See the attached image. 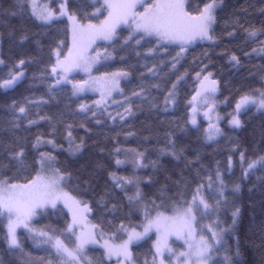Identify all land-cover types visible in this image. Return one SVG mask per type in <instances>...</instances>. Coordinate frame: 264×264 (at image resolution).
Segmentation results:
<instances>
[{
    "label": "snow or ice",
    "instance_id": "snow-or-ice-1",
    "mask_svg": "<svg viewBox=\"0 0 264 264\" xmlns=\"http://www.w3.org/2000/svg\"><path fill=\"white\" fill-rule=\"evenodd\" d=\"M56 2L58 9L39 0H13L0 8V24L8 28L11 42L7 53L0 47V90L5 95L15 91L29 79L32 65L37 68L31 80L46 89L37 99L0 105V133L9 135L8 140L0 139V246L14 258L9 264H241L238 235L234 251L225 249L222 261L219 253L224 236L235 233L240 223L242 209L236 198L242 186L251 183L249 191L259 187L264 196V0H200L195 9L189 0H91L79 7L72 0ZM8 17L19 18V28L9 26ZM29 22L41 31L31 32ZM52 28L59 35L48 44L46 58L31 55L26 42L43 53L40 37ZM3 37L0 32V40ZM196 47L204 50L189 63ZM213 54L224 61L221 67L229 69L230 77L242 82L234 96L223 100L219 73L210 70L215 66ZM132 55L135 64L128 63ZM117 63L116 70H108ZM137 65L139 82L126 92ZM249 77L258 80L259 87H251ZM223 83L230 87L231 80ZM182 88L186 115L167 121L166 143L158 149L166 161L158 158L146 164L145 152L121 148L114 138L116 146L108 156L117 169L130 164V175L110 170L106 150L98 142L95 159L75 170L70 167L88 149L85 137L74 135L76 127L91 134L89 121L97 126L110 121L121 129L117 137L135 136L124 131L132 127L129 122L138 113L157 119L160 113H174ZM89 92L97 96L90 104L82 100ZM61 97L67 100L63 111L41 114L43 106L59 103ZM221 104L232 110L222 115ZM33 107L36 119L30 116ZM81 115L84 120L77 125L75 117ZM246 115L260 120L259 139L251 150L221 127L227 120L231 133L244 131ZM41 122L48 125L47 133L31 141L19 134ZM145 130L143 139L150 141L153 125ZM58 132L66 148L57 143ZM191 135L208 147L226 138V158L206 164L200 149L178 145L181 136ZM44 146L71 159L61 163L52 151L42 150ZM219 151L213 150V158ZM147 168L148 174H137ZM260 205L264 214V198ZM225 206L231 208V223L220 218ZM43 219L54 223L37 227ZM253 227L259 239L249 241L258 256L254 264H264V218ZM25 238L32 242L30 251L25 250ZM149 241L146 251H134Z\"/></svg>",
    "mask_w": 264,
    "mask_h": 264
},
{
    "label": "trees",
    "instance_id": "trees-1",
    "mask_svg": "<svg viewBox=\"0 0 264 264\" xmlns=\"http://www.w3.org/2000/svg\"><path fill=\"white\" fill-rule=\"evenodd\" d=\"M13 2V0H0V8H7L9 5ZM91 0H72V4L76 5L77 7L81 5H87L90 3ZM192 7L195 9L197 5L200 3V0H189ZM229 4H235L237 0H227ZM239 2H243V0H239ZM89 12L92 11L91 8L87 9ZM230 10V9H229ZM0 19H3L0 17ZM67 23L66 20L64 22ZM224 23V20L221 19L220 26L222 27ZM7 24L9 26H15L19 28L20 26V20L17 17H8L7 18ZM28 29L31 32H40L41 29L36 28L33 26L31 22L27 25ZM58 27H63V25H58ZM7 31L8 28L4 27L2 24H0V32L4 33V37L2 40H0V47H3L4 51L7 53L10 41L7 37ZM127 33L125 32L124 35ZM59 33L55 31V28L49 29V32L45 36H41L40 39L42 40V43L44 45V52L39 53L35 46L31 43V41L26 42L25 49L31 54V55H43L45 58L47 56V46L49 43H51ZM203 47H196L193 49L189 55H188V62L190 63L193 59V57L198 56L202 51ZM15 51L19 52L20 49L17 48ZM219 51V49L217 50ZM213 60L215 62V66L210 68V70L215 71L219 73V78L222 81L221 85V92L222 95L220 96V99L223 100L224 96L235 95L236 88L240 87L241 81L238 78H232L229 75V69L226 67H221V65L224 63V61L217 60V57L215 54H213ZM260 61L257 59L253 60V63H259ZM128 63L135 64L136 58L134 55L130 56ZM120 65L117 63L113 65V67L109 68V71L116 70V67H119ZM187 66V65H186ZM37 65H32L28 68V77L29 79H26L21 85L17 87V89L13 92L7 93L5 95L3 90H0V105H3L5 101L11 102L12 99H16L18 101L23 102L24 97H31L33 99H37L42 95H45L46 89L44 86L40 85L37 82H33L31 80V77L33 75V72L36 70ZM6 71V70H5ZM183 71V69H181ZM139 76V70L138 65L137 68L132 69V76H131V83L126 85L125 91L130 92L132 88L136 86ZM245 76H247V73H245ZM231 80L230 87L224 86V81ZM248 83L251 87H259V81L254 80L251 77L248 78ZM185 89H181V101L178 109L172 113H160L159 118H154L151 116H148L146 114H140L138 113V118L130 121L129 123L132 125L131 128H125L124 131H133L136 132L135 136H129L125 138V136L121 133L117 137V133L121 132V129L119 127H112L111 122H106L103 126H97L94 122L89 121L87 123V127L91 129V134H86L85 130L83 128L76 127L74 129V135L79 137H85L88 149L85 152L84 157L78 161V162H72L70 167L75 170L80 167L81 164H83L85 161H88L90 159H95L99 155V148L95 146L96 142L99 143V145L103 146L105 148V159L108 160V163L110 164L111 168L110 170L116 171L118 175H130L132 173V167L130 164L124 165L120 167L119 169L116 168L114 161L108 156V153L112 150L114 145L113 139H119V147L124 149H136L140 152H145L146 159L144 163H149L151 160L155 159H162L166 161V158L159 157L158 149L164 147L166 143V135L165 132L168 129L169 125L167 123L168 120L176 119L179 120L182 115H186L184 112V97H185ZM190 91V90H189ZM93 99V96L91 95H85L82 97V100L85 103H89ZM119 99V97H117ZM162 99V97H161ZM67 103V100L64 97H61L59 99V103L57 101H52L49 105H45L40 109L41 114H49V115H57L60 111L64 110V105ZM75 103H79V101H76ZM75 103L73 104V107H75ZM232 105L235 103V99H232ZM228 110H232V106H226ZM110 111H115V108L112 107L109 109ZM36 112L37 109L33 107L31 109V118L36 119ZM68 119L72 120L73 118L71 115H68ZM243 119L247 122L246 128L244 131H241L239 133H231L228 129V126L225 123H222V128L225 129V131L229 135H236L239 137L242 147H248L249 150H251L252 146L255 145L259 139V126H260V120L259 118L252 119L251 116H244ZM84 120V117L76 116L75 117V123L78 125L81 121ZM163 120L164 123H160V121ZM202 122V127H204V122ZM120 122L117 121V124ZM151 123L153 125V131H152V138L150 141H145L143 139L144 135H148V132L145 130V126L147 124ZM24 124H27V121H24ZM255 130V139L253 138V133ZM49 131L48 125L46 123L41 122V124L36 127H32L29 131H20L21 136H27L29 138V141L34 138V136L38 133H47ZM202 131V129H201ZM179 136L180 134L177 133ZM0 139L8 140L9 135L7 133H0ZM77 142H79V139H77ZM57 143L63 144V146L66 148L67 143L63 140L62 132L57 133ZM187 144L189 146V151H192L193 149H200L204 156V162L206 164H210L213 162V159L216 160H223L226 158V138L222 139L220 141L219 145H212L211 147L208 146H202L201 142L197 139L196 135L191 136H181L180 140L178 141L179 144ZM230 146V145H229ZM219 148V152L213 156L211 155L213 153V150ZM29 150H30V143H29ZM54 155L57 156V159L64 163L66 160H70L67 156V153L61 152L59 150L54 152ZM121 159H124V155L121 154ZM237 159V166H236V172L235 177H239L240 170H239V153L236 154ZM170 166V165H169ZM149 172H151V168L147 169H140L138 170L137 174L139 175H146ZM106 176V173H105ZM233 177V178H235ZM255 180V177H253V181ZM102 183V182H101ZM252 188L251 183H245L242 186L241 192L238 194V197L236 198V202L240 205L242 209V216L240 223L237 225V231L235 233L226 234L224 236V248L221 249V252L219 253V258L222 261L223 255L225 254V249L231 248L234 251L235 247V236H239L240 239V245H241V257L240 261L241 264H254L255 260L258 258L257 253L254 252L252 248L249 247V241L255 240L257 243L259 242L258 239V233L256 232V229L253 227V225H258L260 223V220L264 218V214H262L260 201L264 196H262L261 191L259 190V187L254 189L253 191H249V189ZM229 199L231 200L232 197L230 195ZM220 218L222 221H227L228 223H231V208L230 206H225L224 209L221 210ZM47 223H54V219H43L40 220L37 224V227L43 224ZM207 223V221H205ZM60 224H63V221L60 222ZM154 239V237H153ZM151 241L148 242L147 245H145L144 248H138L134 249L137 253H142L147 250V248L150 246ZM24 246L26 251L32 250V242L24 239ZM33 254H40L37 252H33ZM90 255H95V253H90ZM14 258L9 257L3 253L2 246H0V260H3L5 264H9L10 261H12ZM141 259L143 257L141 256Z\"/></svg>",
    "mask_w": 264,
    "mask_h": 264
},
{
    "label": "rangeland",
    "instance_id": "rangeland-1",
    "mask_svg": "<svg viewBox=\"0 0 264 264\" xmlns=\"http://www.w3.org/2000/svg\"><path fill=\"white\" fill-rule=\"evenodd\" d=\"M39 2L40 3H42L43 5H51L53 8H57L58 9V3L56 2V0H39ZM67 22V21H66ZM82 75V74H81ZM86 95H91V96H93V99L89 102V104L94 100V99H96L97 98V96L96 95H94L93 93H91V92H89V93H87ZM219 111H220V113L222 114V115H224V114H227L228 112H230L231 110H228L227 108H226V106H224L223 104H221L220 105V108H219ZM201 121H203V119L201 118ZM223 123H225L226 125H227V120H225V121H223ZM228 126V125H227ZM204 127H206V123H204ZM221 127H222V125H221ZM42 150H44V151H52V153H53V155H54V152L55 151H57V150H53V149H51L49 146H44L43 148H42ZM155 238V237H154ZM173 239V241H174V239L175 238H172ZM177 244L178 243H180V242H176Z\"/></svg>",
    "mask_w": 264,
    "mask_h": 264
}]
</instances>
